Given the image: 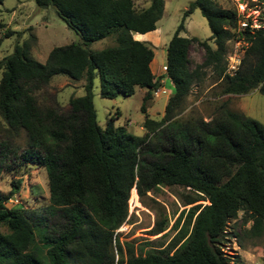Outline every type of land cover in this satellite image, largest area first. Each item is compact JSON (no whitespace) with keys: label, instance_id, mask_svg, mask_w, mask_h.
Segmentation results:
<instances>
[{"label":"trees","instance_id":"obj_1","mask_svg":"<svg viewBox=\"0 0 264 264\" xmlns=\"http://www.w3.org/2000/svg\"><path fill=\"white\" fill-rule=\"evenodd\" d=\"M35 1L42 8L54 6L83 41L54 47L45 63L31 55L27 41L0 59V133L3 120L11 130H25L28 138L23 149L0 142V172L41 166L50 192L45 208H9L7 202L22 180L13 181L9 193L0 189V227L8 229H0V264H239L224 250L229 223L244 212L252 232L264 230V124L230 109L210 121L185 124L175 118L207 69L224 94L245 95L255 89L264 94V26L242 32L248 45L239 69L230 75L228 43L237 38L233 29L241 15L218 0H194L167 46L166 70L156 76L151 68L154 48L134 34L158 28L165 0H151L141 10L135 0ZM196 9L211 29L207 40L181 35ZM16 33L7 29L0 46ZM112 35L114 45L91 48ZM195 41L205 57L192 68L189 52ZM56 75L85 79V94L71 97L68 112L38 103L36 92ZM98 77L104 98L147 89L141 105L145 134L116 126L114 117L105 128L100 125L93 91ZM165 77L175 90L163 118L155 120L148 108ZM226 167L232 170L228 174ZM161 185L189 188L197 195L193 202L209 203L181 211L177 233L166 247H141L137 253L132 242H121L118 231L129 221L132 190L133 197L143 198ZM168 225L164 218L154 234L167 236Z\"/></svg>","mask_w":264,"mask_h":264},{"label":"rangeland","instance_id":"obj_2","mask_svg":"<svg viewBox=\"0 0 264 264\" xmlns=\"http://www.w3.org/2000/svg\"><path fill=\"white\" fill-rule=\"evenodd\" d=\"M194 0H165L163 17L158 22V31L144 40L151 45L156 53L160 73L164 74V64L167 59V46L178 28L184 12ZM219 4L228 9H235L241 18L249 20L259 27L264 26V0H218ZM151 0H135L138 10L150 5ZM0 38L7 29L16 30L17 33L5 38L0 46V59L13 52L15 45L27 41L31 46V55L38 61L45 63L50 51L56 46H63L73 42L82 43V37L69 28L62 20L54 6L39 7L35 0H5L0 4ZM186 29L181 35L188 38L197 37L207 40L211 37V29L207 19L200 9L191 13L185 22ZM233 29V31H235ZM238 34V33H237ZM239 35H237L238 38ZM234 38L228 43L227 67L242 59L247 46L244 37L241 40ZM116 43L115 35L94 42L91 48L100 50ZM209 43L215 47L212 40ZM191 67L204 61L205 50L198 41L193 42L190 48ZM201 82L193 85L181 111L176 116L180 123L191 124L200 120L210 121L221 115L224 110L230 109L246 114L264 124V94L258 89L245 95H228L222 92V85L213 77L210 69ZM3 71L0 70V79ZM163 87L154 93V98L148 108L150 118L161 120L169 97L174 93V86L170 78L165 77ZM85 79L75 81L66 75H56L41 90L36 92L38 103L41 107L61 106L65 112L70 109L71 97L85 94ZM138 89V90H137ZM134 95L125 97L120 94L116 98L101 96L100 79L95 80L94 104L97 110L98 121L102 127L114 117L116 126H126L134 134H145L144 121L146 114L141 111L144 88L137 87ZM146 89V88H145ZM6 141L12 149L27 147V134L25 130H11L2 120L0 142ZM226 173L231 172L230 167L224 168ZM17 170V171H16ZM21 178L19 190L7 202L9 208L24 207L42 209L49 205L50 192L48 175L45 168L26 164L21 168L0 172V189L9 193L12 182ZM133 190L129 200V221L125 222L118 230L121 242H132L136 252L141 247L164 248L177 233L175 222L185 208L202 203L206 205L209 200L193 202L196 193L181 186L161 185L159 190L149 192L141 198L138 194L133 197ZM168 218L169 225L165 232L154 234L158 222ZM246 215L240 212L237 219L232 220L228 226V237L224 250L231 256L237 257L239 264H264V230L255 234L251 231L252 221H245ZM3 232H8L5 226L0 227ZM145 244H147L145 246Z\"/></svg>","mask_w":264,"mask_h":264},{"label":"built area","instance_id":"obj_3","mask_svg":"<svg viewBox=\"0 0 264 264\" xmlns=\"http://www.w3.org/2000/svg\"><path fill=\"white\" fill-rule=\"evenodd\" d=\"M248 28L251 31H254L255 29H259L261 27H259L257 24H252L249 20L241 18L239 20V22H238V27L235 30L238 33V35H239L237 39L241 40L242 39L241 38L242 32L244 30L248 29ZM247 45H248V43H247ZM245 51H246V48H245ZM241 62H242V59L235 60V63H233V64H231L230 66L227 67V73H229L230 75L235 74V72L239 69V67L241 65ZM164 69L166 70V66H164Z\"/></svg>","mask_w":264,"mask_h":264},{"label":"crops","instance_id":"obj_4","mask_svg":"<svg viewBox=\"0 0 264 264\" xmlns=\"http://www.w3.org/2000/svg\"><path fill=\"white\" fill-rule=\"evenodd\" d=\"M159 30V28H157L156 30H154V31H151V32H148V33H145V34H141V33H135L134 34V38L135 39H138V40H142V41H144V40H147L148 38H149V36L151 35V34H153V33H156L155 31H158ZM101 50V49H100ZM155 56H156V53H155ZM166 62H167V59H166ZM166 64V63H165ZM164 64V65H165ZM160 65H158L157 64V61H156V57L154 58V60L152 61V64H151V68H152V71H153V73L156 75V76H160L161 75V73H160ZM166 80H162V82H165ZM138 90V89H137ZM136 90V91H137ZM146 92H147V89H145L144 88V90H143V97H144V95L146 94ZM249 94V93H248ZM170 98V97H169Z\"/></svg>","mask_w":264,"mask_h":264}]
</instances>
